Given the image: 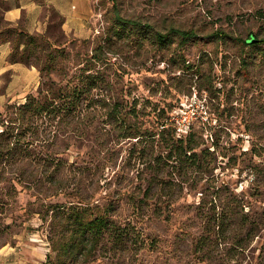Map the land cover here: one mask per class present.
Returning a JSON list of instances; mask_svg holds the SVG:
<instances>
[{"label":"rangeland","instance_id":"obj_1","mask_svg":"<svg viewBox=\"0 0 264 264\" xmlns=\"http://www.w3.org/2000/svg\"><path fill=\"white\" fill-rule=\"evenodd\" d=\"M113 5L144 27L121 26ZM95 9L76 34L45 5L23 63L39 83L0 103V264H48L53 210L69 208L132 234L116 248L106 237L83 264H264V44L245 43L264 38V0ZM27 26L4 23L2 38L18 48ZM28 96L49 109L22 117Z\"/></svg>","mask_w":264,"mask_h":264},{"label":"trees","instance_id":"obj_2","mask_svg":"<svg viewBox=\"0 0 264 264\" xmlns=\"http://www.w3.org/2000/svg\"><path fill=\"white\" fill-rule=\"evenodd\" d=\"M114 2V0H112ZM115 19L123 27H133L134 29H142L144 26L139 21L128 20L119 15L116 5H113ZM57 14V13H56ZM60 20H63L57 14ZM179 35L183 40H190L195 36L192 31L171 30V34ZM156 38L160 43L168 40L167 35L155 33ZM41 38L45 36H40ZM18 48L12 47L10 58L13 63L30 64L28 54L26 53L28 47L32 45V53L37 49L36 36L31 35L24 30H21L18 35ZM252 46L256 44H264V38L258 40L250 38L247 42ZM21 45L24 46L22 53H18ZM30 50V49H29ZM28 50V51H29ZM42 72V70H40ZM40 93V92H39ZM84 93L83 88L75 89L71 94L69 100H64L60 106L64 113H71L74 111L75 103L72 99H78ZM65 97V96H63ZM49 109L46 102L40 101L39 98L28 96L27 102L20 106L21 116L24 117L26 113L41 114ZM4 133V132H3ZM2 136V134L0 135ZM53 218L56 224H59V232L57 240L52 241V251L55 253L54 257H48L50 262L48 264H83L87 262L95 253L96 249L102 242L109 237L113 241V247H120L124 240L132 234L129 233V228H122L108 219L106 213L94 211L89 208H69L67 211L55 209L53 210Z\"/></svg>","mask_w":264,"mask_h":264},{"label":"crops","instance_id":"obj_3","mask_svg":"<svg viewBox=\"0 0 264 264\" xmlns=\"http://www.w3.org/2000/svg\"><path fill=\"white\" fill-rule=\"evenodd\" d=\"M97 0H0V26L4 23L18 27L28 21L25 32L34 35L40 24V15L45 5L60 15L65 32L85 33L95 21ZM85 27V28H83ZM21 30H19L20 32ZM0 27V103L3 100L14 102L33 92L39 83V72L32 66L10 61L12 41L3 39ZM20 48H24L21 45ZM7 77V79H6ZM9 78V79H8ZM4 89V91H1Z\"/></svg>","mask_w":264,"mask_h":264}]
</instances>
